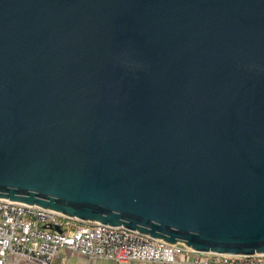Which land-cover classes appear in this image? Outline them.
Masks as SVG:
<instances>
[{"label":"water","instance_id":"95a60500","mask_svg":"<svg viewBox=\"0 0 264 264\" xmlns=\"http://www.w3.org/2000/svg\"><path fill=\"white\" fill-rule=\"evenodd\" d=\"M0 198L264 254V0H0Z\"/></svg>","mask_w":264,"mask_h":264},{"label":"built area","instance_id":"2783aa9c","mask_svg":"<svg viewBox=\"0 0 264 264\" xmlns=\"http://www.w3.org/2000/svg\"><path fill=\"white\" fill-rule=\"evenodd\" d=\"M64 249L89 258L118 261L264 264V254L190 250L182 242L169 243L123 225L81 220L0 198V264H54L56 254Z\"/></svg>","mask_w":264,"mask_h":264},{"label":"crops","instance_id":"0c3cea01","mask_svg":"<svg viewBox=\"0 0 264 264\" xmlns=\"http://www.w3.org/2000/svg\"><path fill=\"white\" fill-rule=\"evenodd\" d=\"M54 264H196L191 262H158L146 260L118 261L110 258H89L87 256L70 252L69 250L59 251L55 258Z\"/></svg>","mask_w":264,"mask_h":264}]
</instances>
